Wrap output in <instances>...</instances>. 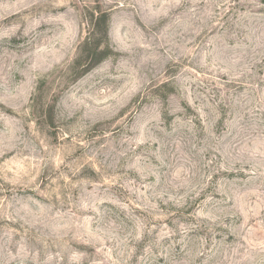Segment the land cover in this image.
I'll return each instance as SVG.
<instances>
[{"label": "rangeland", "instance_id": "1", "mask_svg": "<svg viewBox=\"0 0 264 264\" xmlns=\"http://www.w3.org/2000/svg\"><path fill=\"white\" fill-rule=\"evenodd\" d=\"M0 264H264V0H0Z\"/></svg>", "mask_w": 264, "mask_h": 264}, {"label": "trees", "instance_id": "2", "mask_svg": "<svg viewBox=\"0 0 264 264\" xmlns=\"http://www.w3.org/2000/svg\"><path fill=\"white\" fill-rule=\"evenodd\" d=\"M110 17L106 11L97 10L90 19L91 30L80 43L82 50L94 55H106L108 48V29ZM104 57V56H103Z\"/></svg>", "mask_w": 264, "mask_h": 264}]
</instances>
